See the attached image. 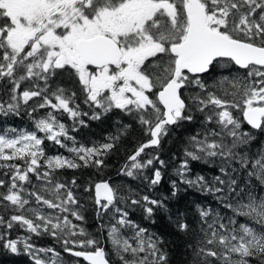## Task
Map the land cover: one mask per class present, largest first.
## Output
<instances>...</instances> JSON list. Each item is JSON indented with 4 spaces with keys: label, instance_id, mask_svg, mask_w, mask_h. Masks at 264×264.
Masks as SVG:
<instances>
[{
    "label": "snow or ice",
    "instance_id": "6c2138e0",
    "mask_svg": "<svg viewBox=\"0 0 264 264\" xmlns=\"http://www.w3.org/2000/svg\"><path fill=\"white\" fill-rule=\"evenodd\" d=\"M0 94V115L23 110L35 126L0 134V248L65 264L33 242L50 236L76 258L68 264H173L168 242L132 220L130 205L153 224L168 214L170 234L189 240L181 264H264V0H0ZM117 113L146 138L118 175L150 188L164 179L166 139L200 123L176 173L227 212L173 211L122 185L58 175L107 166L132 125L91 146L70 132L87 126L82 117ZM45 141L71 156H47ZM195 163L216 174L193 178ZM172 189L175 197V181ZM15 229L25 235L13 238Z\"/></svg>",
    "mask_w": 264,
    "mask_h": 264
},
{
    "label": "trees",
    "instance_id": "16d2710c",
    "mask_svg": "<svg viewBox=\"0 0 264 264\" xmlns=\"http://www.w3.org/2000/svg\"><path fill=\"white\" fill-rule=\"evenodd\" d=\"M0 99L6 100L7 95L0 94ZM82 109L84 111H90L86 105H82ZM45 111L46 110H39L33 115L35 117H39L42 116ZM82 119L85 120L87 126L81 127L77 125V130L70 132V135L74 136L79 143L89 146H91L93 142L101 143L110 135H114L117 131L118 124H130L132 127L129 128V135L123 137L119 142L117 150H114L107 157L106 167L100 170L91 168L81 169L75 172L66 169L62 173H58V175H61L62 178L71 179L75 176L81 182L91 181L93 183H97L99 181H109V183L113 185H122L124 187V191H130V194L133 196H137L138 193L139 195H149L155 199L165 200L173 211L179 210L180 212H184L185 209L190 208L192 213H195L197 206L211 207V205L217 202L212 195L181 183V178L176 173V170L183 159L182 150L184 144L182 141L186 140L188 136L195 134V132L200 131V123L194 122L186 124L183 128L177 129L172 134L171 138L166 139V142L163 144V148L158 152L160 158L166 163V167L161 169L164 179L159 186L150 188L147 181L132 180L128 177L118 175L119 170L126 162L127 156L141 142L142 139H146L139 133L138 125H136L135 121L131 117L124 116L122 113L111 115V119L105 117L102 120H90L86 116L82 117ZM61 122L65 123L69 127L73 124V121L69 120L66 115L61 117ZM5 127H13L16 130H35L33 119L26 115L23 110L18 116L0 115V132H2L1 129ZM127 145H129L128 148L123 151V148ZM45 149L47 151V156H52L54 154H66L69 157L71 156V154L65 149L60 148L58 145H54L53 143H49V141H45ZM121 151L123 152L121 153ZM148 151L156 152L157 150L152 149ZM157 167H159V165H157ZM215 167L216 165L212 164L195 163L193 165V173H190V175H192L193 178L195 175H203L208 180H211L216 174L213 171ZM2 171L6 170L0 169V172ZM148 174H151L150 171ZM174 181L178 185V190L176 192V196L172 197L171 193ZM128 208L131 214L130 218L132 220L140 224L142 227H146L154 233L162 236V238L168 242L167 249L173 260V264H181L182 261L188 258L185 255V245L189 243V240L183 238L177 239L174 235L170 234L171 229L169 227L167 213L158 212L155 217L156 222L153 224L151 221L144 218L142 210L138 207L129 205ZM214 210L222 214L226 213L217 209ZM161 220L162 222H160ZM87 227L92 232L97 231L96 221L92 218L90 211L89 223L87 224ZM16 232L17 233L14 237L20 236V234L25 235L22 230H20L19 233L18 231ZM33 241L43 246L53 247L62 254H65L63 257L66 260V264H68V261H74L76 259L69 256L67 253H63L61 244L50 236L34 237ZM0 264H32V260L26 255H14L3 248H0Z\"/></svg>",
    "mask_w": 264,
    "mask_h": 264
},
{
    "label": "rangeland",
    "instance_id": "374dc122",
    "mask_svg": "<svg viewBox=\"0 0 264 264\" xmlns=\"http://www.w3.org/2000/svg\"><path fill=\"white\" fill-rule=\"evenodd\" d=\"M133 121V120H132ZM12 129H15V128H13V127H5V128H3V129H1V131L2 132H0V134H11V130ZM18 132H23V131H28V130H25V129H20V130H17ZM33 131H35V130H33ZM130 133V132H129ZM39 135L40 136H43V133H39ZM108 138V137H107ZM104 142V141H103ZM103 142H101V143H103ZM49 143H52L51 141H49ZM128 146L129 145H127L126 147H124L123 148V151L124 150H126L127 148H128ZM44 147H45V145H44ZM120 150V149H119ZM256 150H258V149H254V151H256ZM123 151H121V153L123 152ZM45 153H47V151H46V149H45ZM57 155H60V154H54V155H52V156H57ZM61 155H63V156H67L66 154H61ZM124 188V187H123ZM216 202V201H215ZM200 206V205H199ZM201 207V206H200ZM211 208H213V209H217V210H220V211H222V212H227V210L226 209H224L223 208V206L222 205H220L219 204V202L217 201L215 204H213V205H211ZM230 214V213H229ZM160 222H162V220L160 221ZM16 231H18V233L20 232V230H17V229H15L14 231H13V233H12V236H13V238H15L14 237V235L17 233ZM150 232H153V231H151V230H149ZM154 233V232H153ZM25 234V233H24ZM20 236H24V235H22V234H20ZM34 242V241H33ZM34 244L37 246V247H41V248H47V247H49V246H43V245H40V244H38V243H35L34 242ZM41 255H43V254H41ZM63 256H65V254H62ZM65 264H66V260H65Z\"/></svg>",
    "mask_w": 264,
    "mask_h": 264
},
{
    "label": "water",
    "instance_id": "95a60500",
    "mask_svg": "<svg viewBox=\"0 0 264 264\" xmlns=\"http://www.w3.org/2000/svg\"><path fill=\"white\" fill-rule=\"evenodd\" d=\"M99 182H101V181H99ZM109 182V181H108ZM98 183V182H97Z\"/></svg>",
    "mask_w": 264,
    "mask_h": 264
}]
</instances>
